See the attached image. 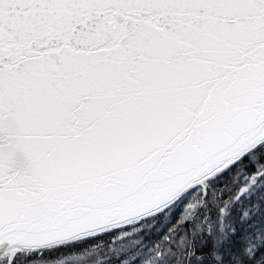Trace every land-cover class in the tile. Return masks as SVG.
Instances as JSON below:
<instances>
[{
  "label": "snow or ice",
  "instance_id": "obj_1",
  "mask_svg": "<svg viewBox=\"0 0 264 264\" xmlns=\"http://www.w3.org/2000/svg\"><path fill=\"white\" fill-rule=\"evenodd\" d=\"M0 264H264V0H0Z\"/></svg>",
  "mask_w": 264,
  "mask_h": 264
}]
</instances>
